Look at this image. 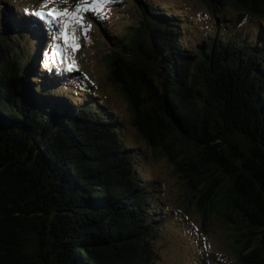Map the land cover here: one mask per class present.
I'll return each mask as SVG.
<instances>
[{
  "label": "trees",
  "instance_id": "obj_1",
  "mask_svg": "<svg viewBox=\"0 0 264 264\" xmlns=\"http://www.w3.org/2000/svg\"><path fill=\"white\" fill-rule=\"evenodd\" d=\"M10 1L0 3V158L15 162L0 172V264H156L155 237L173 219L159 181L141 179L140 150L121 140L112 108L85 90L66 96L75 85L59 65L39 67L41 46L30 55L23 41L43 42L57 23ZM205 1L245 11L261 23L258 36L223 37L216 26L191 45L169 3L137 0L123 34L103 24L109 78L140 135L196 191L203 217L215 210L234 224L230 264H264V0ZM17 158L42 179L41 213L33 180L5 175Z\"/></svg>",
  "mask_w": 264,
  "mask_h": 264
},
{
  "label": "rangeland",
  "instance_id": "obj_2",
  "mask_svg": "<svg viewBox=\"0 0 264 264\" xmlns=\"http://www.w3.org/2000/svg\"><path fill=\"white\" fill-rule=\"evenodd\" d=\"M7 1L10 0H0V3L6 4ZM15 1L18 2L16 7L22 9L19 11L25 15L41 10L44 3V0H12L9 3L12 4L11 2ZM85 2L88 7L80 14L83 17V24L90 27L85 30L81 25H76L75 31L80 46L75 51L67 50L75 65L74 68L77 69H69L67 57L53 56L54 46L64 44L59 35L63 27L62 21L58 22L45 15L41 18L42 20H54L60 29L52 26L49 38L43 42L39 41L36 44L25 40L23 43L32 47L30 55L34 52L35 58V45L42 48L48 46L49 59L44 50L38 53L39 67L47 68L49 61L55 65L60 64L59 68L64 73L63 78L75 85L63 87L66 96L79 98L78 93L85 90L87 93L90 92L96 101L104 102L112 108L113 114L121 123V140L132 144L133 149L140 150L136 151L139 157L136 168L140 171L141 179L159 181L158 190L155 193L162 203V209L165 213L172 215L173 219L167 221L165 231L161 229L159 237H155L154 247L159 252L156 264H230L231 261L234 262L236 254L232 236L234 224L222 216L221 212L215 210H211L207 217H203L197 204L196 191L194 192L185 184L181 176L182 172L177 169L168 154L153 149L140 135L133 124V112L128 99L118 85L109 78L110 66L102 44L107 28L103 24L106 22L108 29L113 28L117 34H123L139 15L135 3L137 0H103L100 8L91 6L94 0H51L49 7L68 8L70 11H75L77 7H83ZM156 2L169 3L172 11L180 14L181 21L186 18L183 30L187 37L183 36L182 41L189 40L191 45L209 35L215 36L214 27L216 26L223 37L227 34L232 37L233 32L238 31V40L242 39L245 31L249 32V35L255 33L257 37L261 28L258 20L251 18L245 11H239L229 2L216 5L215 9L209 8L205 0H152V3ZM44 10L47 12V9ZM241 18L247 19V22L245 23ZM60 76L62 77V73ZM161 130L167 138H171V134L166 129L161 127ZM171 146L174 144L171 143ZM175 156L178 157L177 154ZM226 211L240 224L238 216L230 208Z\"/></svg>",
  "mask_w": 264,
  "mask_h": 264
},
{
  "label": "snow or ice",
  "instance_id": "obj_3",
  "mask_svg": "<svg viewBox=\"0 0 264 264\" xmlns=\"http://www.w3.org/2000/svg\"><path fill=\"white\" fill-rule=\"evenodd\" d=\"M102 2L103 0H94V3L91 6L93 8H100L102 6ZM50 3L51 0H44L41 10L34 11L32 14L40 18L48 15L58 22L62 21L63 27L61 28L59 35L63 39L64 44L62 46H54L53 56L55 57L58 55L60 57H67L69 61L68 67L71 70L75 65L72 62L70 53L67 50L71 49L72 51H75L80 46L78 43L79 38L77 37L75 31L76 25H81L85 28V30L90 27V25L83 24V17L80 14L82 11L86 10L88 5L85 2L83 7H77L75 11H70L68 8L59 9L57 7H49ZM44 9H47V12H45Z\"/></svg>",
  "mask_w": 264,
  "mask_h": 264
},
{
  "label": "water",
  "instance_id": "obj_4",
  "mask_svg": "<svg viewBox=\"0 0 264 264\" xmlns=\"http://www.w3.org/2000/svg\"><path fill=\"white\" fill-rule=\"evenodd\" d=\"M32 145V144H31ZM33 146V145H32ZM34 148V147H33ZM15 162L13 158H0V172L4 171L6 168L11 166V163ZM16 169L13 171V173L10 172V169L5 173L10 175L11 181L16 180L17 177H24L28 179L29 181L34 182V186L32 187L33 194L32 196L35 198L34 201L32 200L33 205L36 207V210L38 213L42 212V208L44 207V200H45V195L42 193L41 187H38L37 183L41 182L42 179L36 180L34 177V172L35 169L33 168L34 171H31L28 166H22L19 158L16 159ZM43 178H46L45 176ZM31 201V200H30Z\"/></svg>",
  "mask_w": 264,
  "mask_h": 264
}]
</instances>
